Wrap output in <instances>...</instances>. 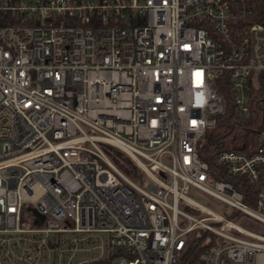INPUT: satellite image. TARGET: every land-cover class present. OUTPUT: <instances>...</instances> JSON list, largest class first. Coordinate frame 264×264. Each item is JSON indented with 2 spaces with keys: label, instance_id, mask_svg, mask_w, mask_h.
<instances>
[{
  "label": "built area",
  "instance_id": "obj_1",
  "mask_svg": "<svg viewBox=\"0 0 264 264\" xmlns=\"http://www.w3.org/2000/svg\"><path fill=\"white\" fill-rule=\"evenodd\" d=\"M222 87L237 116L264 90V0H0V264H178L192 233V264H264V93L253 146L213 156L246 203L197 152Z\"/></svg>",
  "mask_w": 264,
  "mask_h": 264
},
{
  "label": "trees",
  "instance_id": "obj_2",
  "mask_svg": "<svg viewBox=\"0 0 264 264\" xmlns=\"http://www.w3.org/2000/svg\"><path fill=\"white\" fill-rule=\"evenodd\" d=\"M224 102V111L217 117V125L213 130L206 131L201 137L197 152L208 165L211 175L219 181L230 182L244 197L246 203L253 200V196L260 188L257 182H249L241 177H233L223 173V167L213 161L216 152L228 149H240L248 151L254 143L255 134L261 125L263 93L261 87L254 88L250 92L248 111L244 115L237 116L233 111L229 93L225 87L219 88ZM114 164L125 174H131L134 169L125 160V164L116 161ZM230 217V216H228ZM189 235L187 245L180 256L178 264L195 263L198 253L205 248L203 244L204 233ZM103 260L92 264H104Z\"/></svg>",
  "mask_w": 264,
  "mask_h": 264
},
{
  "label": "rangeland",
  "instance_id": "obj_3",
  "mask_svg": "<svg viewBox=\"0 0 264 264\" xmlns=\"http://www.w3.org/2000/svg\"><path fill=\"white\" fill-rule=\"evenodd\" d=\"M101 149L113 162L117 163L116 161H118L124 165L125 160H127L132 165L134 171L131 174H128V173L126 174L130 179L134 181H139L142 179V174L133 164L131 159L127 157V155H125L121 150H119L118 148L112 147V146H102ZM190 196L198 200L203 205L210 207L212 210L216 212H221L222 209H224V205L222 203H220L219 201L215 200L214 198L206 194L200 193L195 190H191ZM194 235L195 234H193V236Z\"/></svg>",
  "mask_w": 264,
  "mask_h": 264
}]
</instances>
